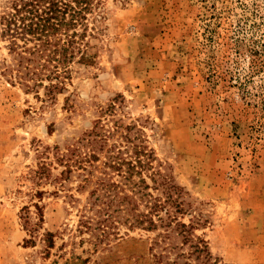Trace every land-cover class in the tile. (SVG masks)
<instances>
[{
  "label": "rangeland",
  "instance_id": "374dc122",
  "mask_svg": "<svg viewBox=\"0 0 264 264\" xmlns=\"http://www.w3.org/2000/svg\"><path fill=\"white\" fill-rule=\"evenodd\" d=\"M88 27L53 97L0 37V264H264V0H94ZM93 127V180L138 149L176 187L155 229H81L93 184L59 180V146Z\"/></svg>",
  "mask_w": 264,
  "mask_h": 264
},
{
  "label": "trees",
  "instance_id": "16d2710c",
  "mask_svg": "<svg viewBox=\"0 0 264 264\" xmlns=\"http://www.w3.org/2000/svg\"><path fill=\"white\" fill-rule=\"evenodd\" d=\"M93 1L6 2L0 11V37L9 43V51L14 54L15 77L19 83L26 84L28 88L44 87L46 94L53 97L63 88L64 81L71 77L70 63L89 61L86 52L91 36L88 14L93 9ZM94 135V127L86 132L84 140L89 150L84 153L75 143L67 144L63 149L59 146V164L63 166L59 180L66 181L76 173L77 178L81 177L80 188L93 184L90 197L81 209V229L93 228L101 238L121 224L134 228L146 222L149 229H155L154 216L162 222L164 219L159 214L164 211L167 219L170 217V204L174 202L171 196L176 187L160 178L165 199L154 195L153 191L158 190V173L147 175L152 181V185L148 184L143 175L148 162L142 159L144 154L138 149L132 153L134 158L108 151L103 162L107 170L93 180V163L98 161L96 152L103 149L104 142L97 141ZM143 202L149 208L146 214L140 211ZM165 227L172 231L170 223H165Z\"/></svg>",
  "mask_w": 264,
  "mask_h": 264
}]
</instances>
